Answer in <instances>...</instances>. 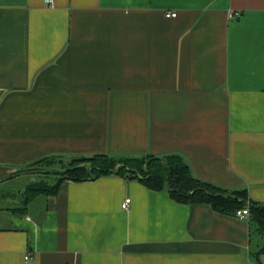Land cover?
I'll return each instance as SVG.
<instances>
[{
	"label": "crops",
	"instance_id": "crops-1",
	"mask_svg": "<svg viewBox=\"0 0 264 264\" xmlns=\"http://www.w3.org/2000/svg\"><path fill=\"white\" fill-rule=\"evenodd\" d=\"M45 1L0 0V264H264L250 217L137 180L26 206L6 183L46 157L177 155L264 208V0Z\"/></svg>",
	"mask_w": 264,
	"mask_h": 264
},
{
	"label": "trees",
	"instance_id": "trees-1",
	"mask_svg": "<svg viewBox=\"0 0 264 264\" xmlns=\"http://www.w3.org/2000/svg\"><path fill=\"white\" fill-rule=\"evenodd\" d=\"M45 164L46 169L38 170L37 165ZM57 164V168L48 167ZM115 170V172H112ZM33 171L55 179L53 184L44 181L32 182L23 189V205L26 206L37 196H50L57 193L59 184L64 180L83 181L106 176H118L137 180L146 188L166 191L169 197L181 204H208L214 210L235 214L247 208L250 222L256 226L264 240V208L249 202L241 191H228L194 179L187 164L177 155L156 157H112L93 155L72 157L63 161L62 157H46L20 168L16 173ZM16 178V177H15ZM14 178H10L12 180ZM264 256V244L259 251Z\"/></svg>",
	"mask_w": 264,
	"mask_h": 264
},
{
	"label": "rangeland",
	"instance_id": "rangeland-1",
	"mask_svg": "<svg viewBox=\"0 0 264 264\" xmlns=\"http://www.w3.org/2000/svg\"><path fill=\"white\" fill-rule=\"evenodd\" d=\"M68 160H69L68 158H63L64 162ZM57 167H58L57 164H55L51 167L49 166L48 169L50 168L54 169ZM35 168H37L38 170H41V169H46V166L45 164H40V165H37ZM38 181H44L48 184H53L55 179L52 177H46L44 175H39V174H28V175L16 177L15 179H12V180H8L6 181V183H8V185L11 184L9 190H12V192L14 193V192L19 191V189L25 188L28 184L32 182H38Z\"/></svg>",
	"mask_w": 264,
	"mask_h": 264
},
{
	"label": "built area",
	"instance_id": "built-area-1",
	"mask_svg": "<svg viewBox=\"0 0 264 264\" xmlns=\"http://www.w3.org/2000/svg\"><path fill=\"white\" fill-rule=\"evenodd\" d=\"M46 4H50L51 1L50 0H46L45 1ZM175 12H169V13H166V17L169 18V17H175ZM240 17V13L238 12H230L228 13V18L232 19V18H239ZM129 204H130V200L129 199H126L124 200L123 204H122V209L123 210H127L128 207H129ZM235 216L239 219H242V220H247L249 218V211L247 208H244V209H241V210H237L235 212ZM30 259L29 256H26L24 258L25 261H28Z\"/></svg>",
	"mask_w": 264,
	"mask_h": 264
},
{
	"label": "water",
	"instance_id": "water-1",
	"mask_svg": "<svg viewBox=\"0 0 264 264\" xmlns=\"http://www.w3.org/2000/svg\"><path fill=\"white\" fill-rule=\"evenodd\" d=\"M112 172H115V170H113ZM33 173L34 172H31V171L19 172V173H16V174L11 175L6 180H9L10 178L20 177V176H23V175L33 174Z\"/></svg>",
	"mask_w": 264,
	"mask_h": 264
}]
</instances>
